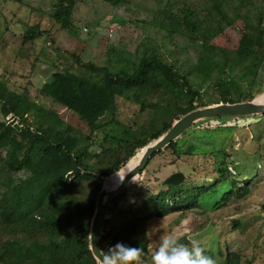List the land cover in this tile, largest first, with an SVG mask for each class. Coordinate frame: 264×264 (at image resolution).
I'll use <instances>...</instances> for the list:
<instances>
[{
	"label": "trees",
	"instance_id": "trees-1",
	"mask_svg": "<svg viewBox=\"0 0 264 264\" xmlns=\"http://www.w3.org/2000/svg\"><path fill=\"white\" fill-rule=\"evenodd\" d=\"M104 1L121 5L129 0ZM75 3V0H58L53 4V20L62 30L72 27ZM182 12L180 23L175 14L167 15L163 11L167 20L164 28L169 30L168 35L177 28H184L186 38L198 43L194 36L201 24L198 16L194 13L192 18L193 13ZM240 32L234 49L212 45L210 55L218 58L213 63H202L207 44L200 43L196 72L203 74L202 80L210 79L213 71L217 73L216 80L219 74L223 77L218 98L209 104L201 101L199 89L193 88L187 75L180 74L154 50L144 52L131 69L118 71L74 57L76 66L101 74L102 82L73 73L70 68L55 66L49 81L41 86L40 94L76 115L85 125L86 133L64 123L56 112L45 110L29 96L26 88L19 93L0 80V171L3 173L0 178V264H97L88 237L104 179L106 190L116 185L117 175L122 169L121 177L124 175L140 150L162 136L184 114L218 103L250 101L263 91L257 88L256 93H252L257 87L259 71L264 69V25L262 22L245 24ZM40 34L37 25L30 26L22 36L23 42ZM234 95L237 99H233ZM117 98L138 104L139 112L145 113L147 120L136 127L123 125L115 118ZM254 117L264 118V114ZM98 137L99 142L111 145L102 147L97 142ZM178 140L155 153L143 170L154 156L165 150L171 151L175 160L185 155L179 150ZM97 145L101 148L99 153L91 150ZM102 155L108 159L98 168ZM228 164L224 160L217 169L218 177L207 185H185L184 176L180 184L161 182L157 191L148 192L138 202L122 207L120 202L126 196V187L110 203L100 247L106 250L117 242L140 247L144 250L142 262H146L149 255L147 224L152 218L195 207L201 195L213 193L222 182L227 184L221 194L222 205L233 196L247 194L251 180L233 176ZM82 183L91 186L80 198L75 195V189ZM241 184L246 187L242 188ZM223 264H241L238 253L227 252Z\"/></svg>",
	"mask_w": 264,
	"mask_h": 264
},
{
	"label": "rangeland",
	"instance_id": "rangeland-1",
	"mask_svg": "<svg viewBox=\"0 0 264 264\" xmlns=\"http://www.w3.org/2000/svg\"><path fill=\"white\" fill-rule=\"evenodd\" d=\"M57 1L0 0V80L19 93L26 88L45 110L56 112L64 123L84 133L86 127L76 115L40 94L55 66L102 82L101 74L76 66L74 57L118 71L131 69L144 52L154 50L180 74L187 75L193 88L199 89L201 101L209 104L218 98L223 77L219 74L216 80L217 73L213 71L210 79L202 80L203 74L196 72L201 42L207 44L202 63H213L218 58L210 55L212 45L234 49L245 24L264 25V0H129L121 5L104 0H75L72 27L62 30L53 20V4ZM183 10L193 13L192 18L195 13L201 22L194 34L198 43L186 38L184 28H177L170 35L164 28L167 20L163 11L175 14L182 23ZM34 25L41 34L23 42V34ZM258 76L252 93L262 89L255 98L264 101V69ZM233 99L237 97L234 95ZM139 108L130 100L117 98L115 118L125 126H139L147 120ZM223 118L199 121L192 126L194 129L184 132L178 138V146L186 154L177 160L169 150L154 156L142 174L128 184L120 206L138 202L148 192L157 191L161 182L175 172L184 174L185 185H207L218 177L217 169L224 160L233 176L251 180L247 194L233 196L222 205L221 194L227 186L222 182L213 193L201 195L195 207L152 218L147 224L149 255L142 264H152L154 250L165 235L186 244L192 238L198 239L216 264H223L227 252L238 253L241 264H264V118ZM6 119L9 122V117ZM100 140L98 137L97 142ZM99 143L105 148L111 145ZM91 150L99 153L101 148L97 145ZM104 156L99 159L102 162L98 168L108 159ZM121 172L117 175L119 182ZM90 186L78 185L75 195L83 198Z\"/></svg>",
	"mask_w": 264,
	"mask_h": 264
},
{
	"label": "water",
	"instance_id": "water-1",
	"mask_svg": "<svg viewBox=\"0 0 264 264\" xmlns=\"http://www.w3.org/2000/svg\"><path fill=\"white\" fill-rule=\"evenodd\" d=\"M263 114L264 101H257L256 98L250 101L231 104L218 103L197 108L175 120L162 136L141 149L140 157L137 159L136 163L124 173L118 185L110 190L101 188L97 195L88 237L89 248L96 263L99 264L92 252V246L94 250L96 248H101L100 237L102 233V226L112 199L119 195L128 184L140 175L149 159L155 153L164 150L170 143L177 140L184 132L199 121L220 117H254L262 116ZM183 179L184 175L182 173L175 172L166 177L163 180V183L178 185L183 181Z\"/></svg>",
	"mask_w": 264,
	"mask_h": 264
},
{
	"label": "clouds",
	"instance_id": "clouds-1",
	"mask_svg": "<svg viewBox=\"0 0 264 264\" xmlns=\"http://www.w3.org/2000/svg\"><path fill=\"white\" fill-rule=\"evenodd\" d=\"M92 252L99 264H142L144 250L117 242L108 247L93 249ZM152 264H216L215 260L205 253L198 239L192 238L189 244L171 236H163L151 257Z\"/></svg>",
	"mask_w": 264,
	"mask_h": 264
},
{
	"label": "bare ground",
	"instance_id": "bare-ground-1",
	"mask_svg": "<svg viewBox=\"0 0 264 264\" xmlns=\"http://www.w3.org/2000/svg\"><path fill=\"white\" fill-rule=\"evenodd\" d=\"M140 155H141V154H139V156L137 157V159L140 157ZM137 159L135 160V162H134L132 165H134V164L136 163ZM117 185H118V183H117L116 185L110 187L108 190L113 189V188L116 187Z\"/></svg>",
	"mask_w": 264,
	"mask_h": 264
}]
</instances>
